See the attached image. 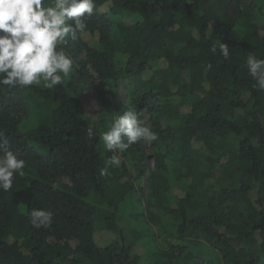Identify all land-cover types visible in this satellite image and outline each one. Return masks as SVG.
<instances>
[{"label":"trees","instance_id":"obj_1","mask_svg":"<svg viewBox=\"0 0 264 264\" xmlns=\"http://www.w3.org/2000/svg\"><path fill=\"white\" fill-rule=\"evenodd\" d=\"M95 4L62 85L0 88V131L26 162L0 190V264H264V91L246 66L264 59V0ZM128 110L158 138L108 165L100 136Z\"/></svg>","mask_w":264,"mask_h":264},{"label":"clouds","instance_id":"obj_2","mask_svg":"<svg viewBox=\"0 0 264 264\" xmlns=\"http://www.w3.org/2000/svg\"><path fill=\"white\" fill-rule=\"evenodd\" d=\"M0 0V88H26L42 86L53 89L62 85L72 71L73 59L63 45L83 33L96 8L95 0ZM212 53L229 57L227 44L213 46ZM249 75L255 79L259 91H264V59L249 54L246 58ZM211 68V64L207 65ZM92 137V129H88ZM158 138L136 111L128 110L116 115L108 131L101 134L105 148L113 152L108 165L120 166V154L137 142L150 143ZM0 190L9 191L14 178L23 175L25 160L8 148V139L0 131ZM108 175V168L100 170ZM53 213L44 209H32L29 219L36 229L48 228Z\"/></svg>","mask_w":264,"mask_h":264},{"label":"rangeland","instance_id":"obj_3","mask_svg":"<svg viewBox=\"0 0 264 264\" xmlns=\"http://www.w3.org/2000/svg\"><path fill=\"white\" fill-rule=\"evenodd\" d=\"M82 105L84 107L85 112L94 117L96 115V111L100 106L99 100L93 90H86L84 91L82 97ZM74 244V241H71Z\"/></svg>","mask_w":264,"mask_h":264}]
</instances>
